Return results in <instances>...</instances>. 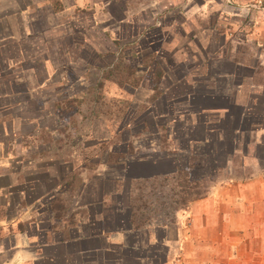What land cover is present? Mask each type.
Segmentation results:
<instances>
[{
    "label": "rangeland",
    "instance_id": "1",
    "mask_svg": "<svg viewBox=\"0 0 264 264\" xmlns=\"http://www.w3.org/2000/svg\"><path fill=\"white\" fill-rule=\"evenodd\" d=\"M64 2L71 6L76 0ZM90 2L74 16H63L58 15L57 9L63 10L59 0H0V163L7 169V175L0 177V188L11 186L0 191V205L5 200L9 204L7 209L0 207V228L3 218L32 214L37 224L22 226L25 238H39L42 226L48 230L57 214L69 216L70 201L81 188L82 202L107 193L120 203L142 194L145 200L159 196V190L147 195L155 186L140 189L125 178L119 183L122 166L115 155H125L120 163L126 164L122 160L160 158L167 148L166 159L173 163L175 158L169 168L175 170L183 164L180 158L191 153L181 149L190 142L194 153L197 148L207 149L208 134L201 129L189 141L191 122L185 118L196 106L207 105L210 96H206L218 91L216 79L225 80L223 91L228 90L231 98L239 88L249 93L238 123L254 128L260 119L264 127V90L254 92L251 81L258 76L256 82L264 81V0ZM52 10L57 13L53 18ZM50 24H55L54 29L49 30ZM112 69L115 82L108 80L98 88L104 72ZM155 87L165 95L157 98ZM83 97L86 102L70 120L57 112V103L83 101ZM173 112L183 124L162 116L168 113L171 118ZM216 113L198 118L204 119V128L223 133L220 123L227 117ZM162 126L167 127L168 139L162 138ZM244 131L233 148L223 140L225 155H233L239 147L243 151L242 143L249 138L253 142V131L245 135ZM211 140L217 158L201 162L204 167L208 162L209 170L223 160V145L221 149ZM256 149L252 144L246 154L257 157L264 167V149ZM232 160L233 169L229 168ZM232 160L225 165L228 171L202 184L204 198L213 184L223 186L245 176L241 156ZM114 183L118 194L110 195ZM151 202V210H156L158 202ZM174 207L167 208L168 215H150L154 223L166 227L167 238L174 235L177 215L183 210ZM2 233L0 246H12V236L2 237ZM11 253H0V262Z\"/></svg>",
    "mask_w": 264,
    "mask_h": 264
},
{
    "label": "crops",
    "instance_id": "2",
    "mask_svg": "<svg viewBox=\"0 0 264 264\" xmlns=\"http://www.w3.org/2000/svg\"><path fill=\"white\" fill-rule=\"evenodd\" d=\"M59 1L63 10L58 15L63 16H74L84 9L82 6L91 4V0H76L71 6L64 0ZM56 15L52 10V18ZM54 27L55 24H50L49 30ZM252 78L254 92L263 91L264 81L256 82L259 76ZM235 91L232 103L243 106L249 93L241 92L240 88ZM175 112L171 118L178 117ZM194 119L195 116H191V131ZM262 126L258 119L254 128L251 125L244 127V135L253 131V142L249 138L247 143H242L244 150L240 151L239 147L234 153L233 157L241 156L245 176L232 178L223 186L213 184L206 198L181 210L172 237L167 238L166 227L154 223V219L136 224L129 202L120 203L110 196L82 202L81 188L70 201V215L64 218L53 215V223L47 219L51 227L46 230L42 226L44 232L39 238H25L21 230L23 225L37 224L32 214H18L9 221L8 217L3 218L2 237L11 235L13 244L0 246V253L12 252L10 258L0 264H264V167L257 157L246 154L252 144L257 149H264ZM141 161L124 164L119 183L124 178L131 182L152 177L154 174L144 171L146 167ZM233 165L232 160L229 168L233 169ZM6 170L0 163V177L7 175ZM17 185L22 184L17 181ZM114 186L110 195L118 194L115 183ZM10 188L6 186L0 191L6 192ZM8 206L7 200L0 205L4 209Z\"/></svg>",
    "mask_w": 264,
    "mask_h": 264
},
{
    "label": "trees",
    "instance_id": "3",
    "mask_svg": "<svg viewBox=\"0 0 264 264\" xmlns=\"http://www.w3.org/2000/svg\"><path fill=\"white\" fill-rule=\"evenodd\" d=\"M61 10L62 9H57V11H61ZM118 69L121 70L122 66H118ZM127 70L131 71L130 69H127ZM113 71L114 69H112V71H109L108 73L104 72V75L101 81H99L97 84L98 88L102 89L104 87L105 82H107L108 80L115 82L116 79H114L113 77L114 75ZM158 76H159L158 78H160L161 80L162 78L161 71L158 73ZM223 81L225 82V80L223 79L222 80L216 79L214 81L216 83V89H218V91L216 90V92H214L215 94H212V95L208 94L206 96V97L210 96V99L207 98V105L205 107L202 105L200 106L198 105L195 107V109L190 110L186 118L184 117L185 119L190 120L193 114V116L197 118L196 121H197L198 126H199V123L202 122L201 128L195 125V131L192 130V134H191L192 136H189V141H192L191 138L194 137L195 132H197L198 129H201L203 133L206 132L208 134L209 140H207L205 143V146L207 147V149L201 150L197 148L196 153H194L193 151L194 148L191 146L193 142H190L187 145V149H184V148H181V149L183 152L190 151L191 153L188 154L187 157H184V156L181 157L180 159L181 161H183V164L182 163L177 164L176 169L172 170L169 168V166H171L175 162V158H171L173 163H171L169 159H165L167 157V148H165L164 149L165 151L162 150V153H166V155H162L160 158H154L155 161L143 163L144 166L146 167L144 171H146L148 174H154V175L150 178L149 177L141 178V179L132 181L140 189L142 188L143 185H149V186L156 187L154 189L152 188V192L148 193L147 195H153L155 192H157V190L161 192L159 196L153 195V197L147 200L144 199V194L140 195L138 198L134 200L132 198H128L130 199L129 206L132 209L134 218L139 224L146 222V220L148 219H151L152 217L150 215L152 214L153 215L160 214L158 216L168 215L169 213H166L165 211L167 210L168 207L173 208V205L177 206V208L174 207V209H176L177 211H180V209H185V207H189V204L191 202L203 199L205 196H204L203 191H201L202 184L207 183L212 177L220 175V173H222V171L224 170L223 168L226 167L225 165L230 158L231 160L232 158L235 159V157H233L234 154L225 155V150L228 147L233 148V146L238 142L240 133H242V131L244 130V127H246L247 124L242 125L238 123L237 116H240L239 114H241L242 116L241 110L243 107L232 103L231 101L232 98L230 97V94L227 93L228 90L227 92L223 91V90H226L224 87H222ZM157 90H158V87H155V91L157 92L156 94L157 98L158 96L165 95L163 91H160V90L157 91ZM198 96H199L198 98L199 100L200 95L198 94ZM71 100H68L66 102L57 103L55 105L56 109L58 110L57 112L61 115L67 116L69 120L72 117H74V115L79 113L82 103L86 102V98L83 97V101L82 99L81 100L73 99V101ZM74 101L77 102L78 104L76 108H74L73 107L74 105L72 104ZM173 104L175 103L173 102ZM215 112H217L216 116L220 117L221 114H224L225 117H227L226 122L222 121L223 123H220L224 125L225 127V130L223 131V133H221V131L218 130L217 128H212V129L204 128V126H207L205 122H203L204 119L198 118L200 114L203 116H208L209 114L212 115ZM162 116L169 118L168 121L172 120L173 122H176L177 124L184 123V121L182 120V117L180 116L170 118L168 113H165ZM230 123L232 124L231 129H229ZM143 126L144 128L148 127L147 124H143ZM161 128L164 132V136H162V138L168 139L167 127L162 126ZM211 139L215 140L219 144L221 149L223 145V140L229 141L230 143L228 144L227 148L223 145V149H222L223 155L220 156V158L223 159L222 162L220 164L216 162V165L213 167V169L209 170L210 165L208 164V162H211L212 159L214 160L215 158H217L216 156L217 154L215 153ZM197 144L200 145L199 143ZM172 145H174V141H172ZM115 156L117 160L122 155L117 154ZM224 159H225V162H224ZM204 161H208L205 167L204 165H201V162H204ZM151 168L153 169L151 170ZM159 168L161 169V171L159 170ZM154 169H158V171L155 172ZM132 182H131V185H132ZM165 188L168 189V193H163ZM205 190H206L205 194H208V189H205ZM150 201L158 202L157 203L158 206L156 210L155 209L151 210L152 202L149 203ZM62 216L63 215L61 214H57L58 218H61Z\"/></svg>",
    "mask_w": 264,
    "mask_h": 264
},
{
    "label": "clouds",
    "instance_id": "4",
    "mask_svg": "<svg viewBox=\"0 0 264 264\" xmlns=\"http://www.w3.org/2000/svg\"><path fill=\"white\" fill-rule=\"evenodd\" d=\"M215 92H216V90H215ZM230 96H231V94H230ZM111 154H115V153L112 152ZM123 158H125V155H122L120 158L117 159V161L119 162L118 164L121 165L122 167H123L124 164H123V163H120V160L123 159ZM146 158H148V157H146ZM148 159H150V158H148ZM165 159H166V158H165ZM150 160H151V161H150ZM150 160H146V159H145V160H142L141 163L155 161L154 159H150ZM122 162H128V163H130V160H125V161L122 160ZM118 164H117V165H118ZM225 168H227V166L223 168V169H224L223 171H224V172L228 171V170H225ZM159 170L161 171L160 168H159ZM154 171L156 172V171H158V169H154ZM149 178H150V177H149ZM131 182H132V181H131ZM108 195H109V194L107 193L106 196H108ZM103 197H104V195H102L100 199H102ZM114 200H115V199H114ZM127 202H128V201H127ZM132 213H133V212H132ZM133 215H134V214H133ZM57 218H58V217H57Z\"/></svg>",
    "mask_w": 264,
    "mask_h": 264
}]
</instances>
